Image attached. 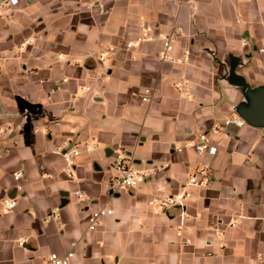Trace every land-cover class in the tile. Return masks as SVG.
I'll return each mask as SVG.
<instances>
[{
	"label": "crops",
	"instance_id": "crops-1",
	"mask_svg": "<svg viewBox=\"0 0 264 264\" xmlns=\"http://www.w3.org/2000/svg\"><path fill=\"white\" fill-rule=\"evenodd\" d=\"M144 22L180 26L173 54L187 48L188 60L162 61L157 41L125 49ZM259 88L264 0H18L2 9L0 264H41L73 241L71 264H264V126L244 118ZM233 116L244 124L224 125ZM202 133L215 154L190 146ZM68 143L79 149L71 166L59 153ZM118 153L148 177L111 194ZM200 168L208 186L188 190L184 211L148 203ZM104 204L114 213L87 230Z\"/></svg>",
	"mask_w": 264,
	"mask_h": 264
},
{
	"label": "built area",
	"instance_id": "built-area-1",
	"mask_svg": "<svg viewBox=\"0 0 264 264\" xmlns=\"http://www.w3.org/2000/svg\"><path fill=\"white\" fill-rule=\"evenodd\" d=\"M18 3V0H0V15L1 10L4 8H10ZM182 33V28L178 25H171L169 30L164 32H159L157 27L151 22H144L139 25L136 35L133 38L124 40L123 47L125 49L137 48L143 43L147 42H159L160 52L159 58L162 61L170 63L186 62L190 56L189 49H183L181 58H177L173 54L174 46L178 42L180 35ZM116 46L109 45L106 47L105 51L98 56L99 61H104L106 58V53L114 52ZM141 100L149 101L151 90L149 88H144L141 92ZM236 125L240 126L244 124V121L239 117L233 116L229 119L224 120V125ZM196 154H215L217 152V147L212 145L206 135L202 133L199 135L198 139L190 145ZM176 152L182 151V146H175ZM61 154L64 162L71 166L73 164L74 158L79 154V149L77 144H67L63 147V150L59 152ZM111 176L109 179V191L111 194L121 192L126 189L135 188L136 186L144 183L147 180V174L142 170L138 169L133 163L130 157L124 154H116L115 158L111 162ZM23 176L22 170H17L13 173V179L18 181ZM208 178L204 174L203 169H197L194 173L187 175L185 182L181 189L173 194H170L164 198H154L149 200L150 205H156L159 209H166L170 206L179 207L184 211L186 199L189 196V189L191 187H207ZM16 189H20V186H16ZM78 197L82 194L79 190L75 191ZM4 210H10L15 207L16 201L13 197H7L2 200ZM114 213L113 209L108 205L104 204L99 208L93 210L87 219V230H95L100 224L101 220L106 216H111ZM230 225H233L230 222ZM184 226V214H181L180 222L178 224V232L180 235V230ZM25 240L20 239L18 244L20 246L24 245ZM75 246L76 242L70 243V249L64 254H58L56 252H50L41 264H71L72 259L75 256Z\"/></svg>",
	"mask_w": 264,
	"mask_h": 264
},
{
	"label": "water",
	"instance_id": "water-1",
	"mask_svg": "<svg viewBox=\"0 0 264 264\" xmlns=\"http://www.w3.org/2000/svg\"><path fill=\"white\" fill-rule=\"evenodd\" d=\"M251 108L244 118L255 125L264 126V88L250 92Z\"/></svg>",
	"mask_w": 264,
	"mask_h": 264
}]
</instances>
